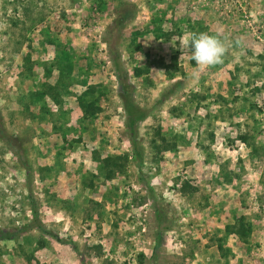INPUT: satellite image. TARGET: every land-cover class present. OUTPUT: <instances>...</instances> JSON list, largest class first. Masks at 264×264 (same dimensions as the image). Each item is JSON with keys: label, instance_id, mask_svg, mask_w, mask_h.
<instances>
[{"label": "rangeland", "instance_id": "rangeland-1", "mask_svg": "<svg viewBox=\"0 0 264 264\" xmlns=\"http://www.w3.org/2000/svg\"><path fill=\"white\" fill-rule=\"evenodd\" d=\"M0 129V264H264V0H0Z\"/></svg>", "mask_w": 264, "mask_h": 264}, {"label": "trees", "instance_id": "trees-1", "mask_svg": "<svg viewBox=\"0 0 264 264\" xmlns=\"http://www.w3.org/2000/svg\"><path fill=\"white\" fill-rule=\"evenodd\" d=\"M110 60H111V64H112V72H113V75L116 79L118 96L121 100V108H122L123 113H124L123 121H124L125 126L127 127V132H128V136H129V143H130V146H131V149H132L134 156L139 158L140 152H139V149L137 147V142L135 140V126L140 120H142L144 118L145 110L140 108L139 106H137L134 103L132 96H131V84L128 80L127 72L121 66L120 58H119L118 54L114 51V49L111 50ZM133 72L135 73V75H138V74L142 73L143 70L135 67L133 69ZM47 88H49V89L46 90V93L52 94L50 92L51 91L50 89H53L54 87L49 85V86H47ZM43 94H44V91H41V92L37 93V96H42ZM84 105L85 104H82V106H81V108L83 110L85 109ZM90 105H92V103H90ZM0 138L3 139L5 142H7L5 135L3 134L1 129H0ZM14 153L16 155H18L17 151H14ZM103 160L106 163L107 161H110L111 158L106 156V157H104ZM20 162L23 165V168L25 169V173L28 177L29 176V170H28L27 165L21 159H20ZM109 173H110V171L107 170V175ZM31 224L39 226L38 223H34V221ZM20 231H22V229L17 231V232L0 229V240L10 239ZM242 231L245 232L246 228L245 229L242 228ZM160 238H161L160 235H157L156 240H155V246L158 245V243L160 242V240H161Z\"/></svg>", "mask_w": 264, "mask_h": 264}, {"label": "clouds", "instance_id": "clouds-1", "mask_svg": "<svg viewBox=\"0 0 264 264\" xmlns=\"http://www.w3.org/2000/svg\"><path fill=\"white\" fill-rule=\"evenodd\" d=\"M179 43L190 51L191 59L204 68L222 64L231 46L227 37L207 32H189Z\"/></svg>", "mask_w": 264, "mask_h": 264}]
</instances>
